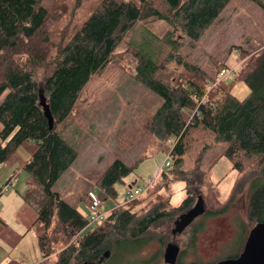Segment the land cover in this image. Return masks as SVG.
<instances>
[{"label":"trees","instance_id":"1","mask_svg":"<svg viewBox=\"0 0 264 264\" xmlns=\"http://www.w3.org/2000/svg\"><path fill=\"white\" fill-rule=\"evenodd\" d=\"M254 1L264 10V0ZM228 2L99 0L86 18L53 42L46 29L50 13L42 0H0V164L22 144L33 143L29 158L20 166L28 173L23 198L28 200L33 185H38L43 195L33 221L42 227L37 234L42 260L37 264H51L49 256L59 248L53 264H96L111 247L115 257L123 252L133 254L137 244L150 237L165 243L166 237L155 231L158 225L174 223L193 207L197 197L193 175L182 168L195 131L207 132L216 144L224 143L222 155L240 175L227 204L248 182L246 219L264 222V50L253 53L236 71L238 80L249 88L242 100L234 97L224 82L207 90V84L214 82L212 76L183 53L184 46L193 45L216 22ZM154 17L166 21L171 29L164 34L153 32L145 23ZM139 22L144 25L141 37L132 43L136 58L133 79L159 100L149 130L171 144L169 165L165 166L170 169H162L151 181L146 192L153 191L143 205L138 207L141 200L135 197L113 208L99 226L81 234L90 221L53 189L77 158L76 147L61 127L81 90L112 61L118 44ZM170 62L176 69L168 67ZM132 170V165L114 159L97 180L99 199L114 197L115 184ZM172 177L185 181L186 196L178 206L161 193ZM227 204L203 209L198 216L220 214ZM202 227L199 221L192 225L188 236L191 249H195Z\"/></svg>","mask_w":264,"mask_h":264},{"label":"rangeland","instance_id":"2","mask_svg":"<svg viewBox=\"0 0 264 264\" xmlns=\"http://www.w3.org/2000/svg\"><path fill=\"white\" fill-rule=\"evenodd\" d=\"M98 1L42 0L50 13L46 29L52 41L57 42L62 34L75 28ZM145 24L157 34H164L171 29L166 21L156 17L150 18ZM143 25L142 22L137 23L133 31L114 50L112 61L90 78L81 90L72 113L61 127L63 135L76 147L77 158L57 179L53 189L68 203L76 206L89 221L91 215L87 196L89 193L98 195L97 180L114 159L119 158L132 165L133 170L115 184L114 197L101 199L99 209L105 216L113 208L124 206L135 197H140L141 200L138 207L143 205L153 191H145L147 183L157 179L162 169H170L165 167L164 162L170 160L168 151L171 144L160 141L149 130V119L159 100L133 79L136 58L132 53V43L141 37ZM262 50L264 10L254 0H229L216 22L193 45L184 46L183 53L212 76L214 82L207 84V90L214 83L224 82L230 85L233 96L242 100L248 94L249 88L243 81L238 80L236 71L245 66L253 53L257 55ZM225 65L231 70V75L222 77L219 72ZM169 66L176 69L173 62ZM32 147L31 141L22 144L7 162L0 164V210L9 206L7 213H10L16 206L23 204L25 218L33 220L31 214L36 213L43 202L41 188L33 185L26 202L21 201L15 190L25 189L28 173L22 167L18 172L17 168L29 158ZM224 147V143H214L207 132L195 131L184 156L182 168L193 175V185L197 186L194 205L200 196L203 200L202 208L205 210L227 204L233 185L240 177L232 168L231 162L222 155ZM170 182L168 188L162 189L161 193L164 197H170L173 206H178L186 196L185 181L172 177ZM138 188L145 192L133 194ZM247 190L248 182L234 195L224 212L214 216L204 214V217H199L180 231L174 230L171 233V228H174L173 221H164L155 231L159 235L163 234L167 241L160 244L155 237V242L147 247L149 251L146 249L137 255L147 256L149 252L151 254L154 246L157 248L154 264H170L165 256L167 243L178 247L176 252L170 249L168 255L182 256L183 264H213L238 253L242 250L241 246L243 248L247 233L255 226V223L246 219ZM198 221L203 223V227L197 234L195 249H191L188 246V236L192 225ZM101 222L102 220L89 222L81 230V234L94 229ZM41 230L39 223L30 228V232L37 234ZM4 248L0 257L6 264V253L3 255L6 246ZM59 250L60 248L56 249L49 256L51 264L56 260Z\"/></svg>","mask_w":264,"mask_h":264},{"label":"crops","instance_id":"3","mask_svg":"<svg viewBox=\"0 0 264 264\" xmlns=\"http://www.w3.org/2000/svg\"><path fill=\"white\" fill-rule=\"evenodd\" d=\"M20 168L21 166L18 165L17 171ZM27 189L28 180L24 190L23 188L15 189L22 202L23 200L26 202L23 194ZM5 207L7 208L0 210V252L4 251V246H6V251L3 253V255L6 253L7 256L6 264H37L41 261V253L37 245V232H30L31 226H35L33 221L36 213L31 214L34 217L33 220L29 217L26 219L23 204L16 206L10 213H7L9 206ZM4 263L0 257V264Z\"/></svg>","mask_w":264,"mask_h":264},{"label":"water","instance_id":"4","mask_svg":"<svg viewBox=\"0 0 264 264\" xmlns=\"http://www.w3.org/2000/svg\"><path fill=\"white\" fill-rule=\"evenodd\" d=\"M44 107L45 111H47V106ZM47 117L49 127H51L52 119L50 118L48 112ZM202 205L203 200L199 196L196 204L188 211L180 214L179 217L175 220L174 230L180 231L187 225H189L193 218L202 212ZM168 246V251H170V249L175 250L176 246H171V244ZM105 255H108V253L105 252ZM214 264H264V222L256 223L255 226L249 231L243 248L236 257L226 258Z\"/></svg>","mask_w":264,"mask_h":264},{"label":"flooded vegetation","instance_id":"5","mask_svg":"<svg viewBox=\"0 0 264 264\" xmlns=\"http://www.w3.org/2000/svg\"><path fill=\"white\" fill-rule=\"evenodd\" d=\"M199 216L197 215L196 217L193 218V220L191 221L194 222ZM190 223V224H191ZM156 239H154L153 237H150V239L146 242L143 243L142 245H138L137 243V248L135 249L134 253L132 255H125L124 252L117 255V256H111V253L114 251L112 249V247L106 251L103 252V256L99 259V261L96 264H154V257H155V251H156V247L153 246V250L152 253L147 255V256H138L137 254H142L146 249H148V245L150 243L153 244V242H155ZM158 240V239H157ZM159 242V241H158ZM172 246V243H170ZM155 245V244H154ZM168 245L166 246V257L168 258V261L170 264H183L181 259L182 256H172L170 257V255H168L169 251H168ZM159 249V248H158ZM178 249V247H175V250ZM180 250V248H179ZM149 251V249H148ZM105 252L108 253V255H105ZM179 253L181 254L182 251H179ZM167 260V259H166ZM90 264V263H88ZM195 264H199L198 262H195ZM214 264V263H213Z\"/></svg>","mask_w":264,"mask_h":264},{"label":"built area","instance_id":"6","mask_svg":"<svg viewBox=\"0 0 264 264\" xmlns=\"http://www.w3.org/2000/svg\"><path fill=\"white\" fill-rule=\"evenodd\" d=\"M220 75L222 77L230 76L231 75V70L228 69V68L221 69L220 70ZM164 165L168 166L169 165V161L166 160L164 162ZM150 185H151V182L147 183V185L145 186V191H147V189L149 188ZM145 191L142 188L141 189L138 188V189L133 191V194H140V193H143ZM0 192H1V190H0ZM130 192H131V190H130ZM87 198H88V209H89L90 215H91L90 222H94V221H97V220H102L105 217V215L99 209L100 204H101V200L99 199V197L97 195L93 194V193H89ZM128 201H130V200H128Z\"/></svg>","mask_w":264,"mask_h":264}]
</instances>
